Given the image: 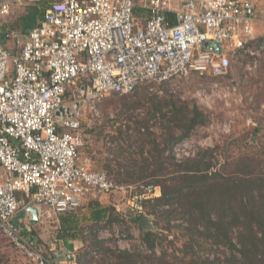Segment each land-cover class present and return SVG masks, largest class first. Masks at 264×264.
<instances>
[{"label": "built area", "instance_id": "built-area-1", "mask_svg": "<svg viewBox=\"0 0 264 264\" xmlns=\"http://www.w3.org/2000/svg\"><path fill=\"white\" fill-rule=\"evenodd\" d=\"M174 1L51 0L17 51L0 41V231L30 263L53 264L16 217L22 207L69 213L88 194L118 188L79 150L82 125L91 127L102 98L190 73L223 78L234 53L264 49L255 36L264 16L250 0H181L180 8ZM9 10L0 3L1 17ZM205 42L220 43L221 52ZM59 108L67 111L55 116ZM157 192L148 185L127 205L142 213L141 202ZM59 255L78 264L75 249Z\"/></svg>", "mask_w": 264, "mask_h": 264}, {"label": "rangeland", "instance_id": "rangeland-1", "mask_svg": "<svg viewBox=\"0 0 264 264\" xmlns=\"http://www.w3.org/2000/svg\"><path fill=\"white\" fill-rule=\"evenodd\" d=\"M258 2L264 8V0ZM7 4L9 13L0 17V38L13 29L18 37L10 36L5 43L16 50L26 33L22 24L31 5L19 0H11ZM42 4L38 5L40 9ZM257 27L258 37L264 39V25L258 24ZM153 93L158 97L154 98ZM163 99L172 100L177 108L182 102L189 108L195 105L206 115L205 124L196 126L171 150H163L162 163L168 171L173 170L171 154L182 161L201 150L212 165L210 172L239 171L242 168L246 172L264 174V49L254 46L249 52H237L231 56L229 72L223 78L190 73L160 84H143L127 95L102 98L93 124L90 128L83 127L86 136L79 150L81 158L89 160L92 170L105 171L118 188L109 195L88 194L82 206L74 212L55 213L43 208L41 219L32 224L31 229L40 240V250L44 255H52L50 253L54 251L59 254L60 249L65 248L57 240L60 217L72 218L73 229L69 233L74 235L78 264H113L118 258L108 250L115 248L152 255L142 243V224L133 222L138 213L130 209L127 199L140 192L145 183H154V180L138 178L137 181L127 173L140 168L141 147L142 157H149L155 153V145L150 140L155 139L157 147L161 148L169 132L176 129L168 120L173 105L167 107ZM137 137H142L143 145L130 140ZM157 193L160 195V189ZM24 199L20 195V206H23ZM94 211H103V218L93 220ZM147 212L148 206H143L141 214L149 217L153 229L161 228L162 220L156 227ZM211 214L216 216V211H211ZM170 225L167 230H158L156 256H162L163 251L168 256L172 253L181 255L188 223L177 215ZM69 241L71 243L72 240ZM0 249L4 254L0 264H32L1 234ZM198 252L210 258L228 255L225 249L211 246L202 239ZM53 264H57V259Z\"/></svg>", "mask_w": 264, "mask_h": 264}, {"label": "trees", "instance_id": "trees-1", "mask_svg": "<svg viewBox=\"0 0 264 264\" xmlns=\"http://www.w3.org/2000/svg\"><path fill=\"white\" fill-rule=\"evenodd\" d=\"M42 3L43 1L30 4V10L23 19L22 25L26 30L23 38L29 29L40 20L46 6ZM39 4L43 5L41 9L38 7ZM168 17L171 20L172 14L168 13ZM12 30L6 32L5 37L0 38L5 46H7L5 40L9 39ZM152 96L158 97L155 93ZM163 100L167 107L170 104L173 105L168 120L174 123L172 127L175 126L176 129L169 132L161 148L157 147L155 139L150 140L155 145V153L149 154V157H142L141 147L140 168L127 174L128 177L137 181L140 178L154 180V183H145L140 187L142 190L137 194L143 192L148 185L160 189V195L141 202L142 207L148 206L146 214L152 216L156 227L159 220H162V227L158 230L171 228V221L180 215L188 223L187 237L182 243L180 256L174 253L168 256L166 251H163L162 256H156V241L160 231L143 230L142 228V243L152 255H142L140 252L135 253L128 249H109L108 252L118 258L113 264H264V174L246 172L242 168L239 171L210 172L212 165L200 152L201 150L200 154L198 152L195 156L182 161L177 160L174 154H171L173 170L168 171L162 163L163 150H171L175 144L187 138L196 126L205 124L206 115L195 105L189 108L182 102L181 107L177 108L171 102L172 100ZM163 116H165L164 113ZM130 140L136 143L141 142L143 145L142 137ZM132 161L137 164L134 158ZM24 201L25 204L28 200L24 199ZM213 210L216 211V216L211 214ZM93 214L92 219L95 221L101 220L104 216L103 211H94ZM141 217L142 214L138 213L133 222L138 225ZM71 223L72 218L60 217V235L58 234L60 238L73 240L74 235L69 233L73 229ZM0 234L3 236L1 231ZM200 239L209 242L211 246L225 249L228 255L224 258L220 256L210 258L209 255H201L198 252ZM38 241L40 243L39 239ZM7 242L16 249L11 242L8 240ZM3 257L4 254L0 249V262Z\"/></svg>", "mask_w": 264, "mask_h": 264}, {"label": "water", "instance_id": "water-1", "mask_svg": "<svg viewBox=\"0 0 264 264\" xmlns=\"http://www.w3.org/2000/svg\"><path fill=\"white\" fill-rule=\"evenodd\" d=\"M204 47L209 50H214L216 52H221L220 43L218 42H205ZM66 112L67 109L59 108L55 111V116H59L62 113ZM71 116V115H70ZM17 218H25L29 224L36 223L41 219L40 216V209L33 204H28L25 207H22L20 211L16 215ZM140 223L142 224V228L144 230L146 229H153L152 223L150 222V219L146 215H142Z\"/></svg>", "mask_w": 264, "mask_h": 264}, {"label": "crops", "instance_id": "crops-1", "mask_svg": "<svg viewBox=\"0 0 264 264\" xmlns=\"http://www.w3.org/2000/svg\"><path fill=\"white\" fill-rule=\"evenodd\" d=\"M11 0H8V1H4V0H0V3H9ZM43 1V4H47L49 1L51 0H42ZM255 9H256V12H257V15L258 17H263L264 16V8L261 7L260 3L258 2V0H250ZM181 0H178V1H174L172 2V7L173 8H180L181 6ZM138 13V12H137ZM139 15H141V13L139 12L138 13ZM137 17V16H136ZM258 24L260 23H257L256 26H255V36L258 37V31H257V26ZM40 216H41V212H40ZM20 220L22 221V223L26 226H28V228L30 229L31 233L36 237V234H34L32 232V229H31V226L32 224H29L27 222V220L25 218H20ZM34 224V223H33ZM34 226V225H33ZM37 238V237H36ZM57 240L62 243V247L64 246L65 248H61L60 250L64 251V250H67L68 247H74L73 249H76V242H74L73 240L71 241V243H68L70 242L69 240L70 239H62L58 236ZM71 244V245H70ZM61 253V252H60ZM50 254L52 255H48V257L51 259V262H54V259H57V264H66L62 259H61V255L57 254V251H54V252H51Z\"/></svg>", "mask_w": 264, "mask_h": 264}]
</instances>
